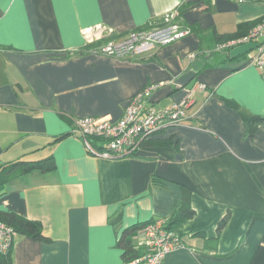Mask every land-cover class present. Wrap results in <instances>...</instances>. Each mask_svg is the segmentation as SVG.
I'll list each match as a JSON object with an SVG mask.
<instances>
[{
    "label": "crops",
    "instance_id": "obj_1",
    "mask_svg": "<svg viewBox=\"0 0 264 264\" xmlns=\"http://www.w3.org/2000/svg\"><path fill=\"white\" fill-rule=\"evenodd\" d=\"M173 12L191 32L150 53L87 50L88 27L108 25L121 39ZM263 18L253 0H0V165H55L3 184L0 213L38 221L44 239L16 231L0 264H144L125 258L121 233L167 220L184 196L193 215L172 229L184 246L161 264H264V123L250 136L240 114L264 117L263 70L250 63L258 47L222 64L205 58L217 50L213 31ZM145 90L158 109L190 97L184 119L135 155H91L76 119L117 121Z\"/></svg>",
    "mask_w": 264,
    "mask_h": 264
},
{
    "label": "built area",
    "instance_id": "obj_2",
    "mask_svg": "<svg viewBox=\"0 0 264 264\" xmlns=\"http://www.w3.org/2000/svg\"><path fill=\"white\" fill-rule=\"evenodd\" d=\"M263 1L264 0H253ZM162 25L131 31L121 39H114L115 29L105 24L88 27L83 30L87 44L103 41L95 52L118 58H131L150 53L160 45L171 43L191 30L175 20V13H166ZM264 36V18L240 38L217 43L218 50L232 49L250 41L257 42ZM263 70L264 77V41L259 43L258 52L250 62ZM148 90L136 94L126 106L123 116L117 121L103 120L87 116L76 119L74 133L85 141L88 152L101 158H118L135 155L138 147L154 133L171 125H178L186 116V109L192 99L186 97L180 102L164 108L147 105L145 94ZM91 138H98L94 145ZM16 231L0 220V255H8L13 247ZM141 247L144 255L137 262L161 264L168 253L184 246L181 236L167 228L165 218H157L145 224L140 230Z\"/></svg>",
    "mask_w": 264,
    "mask_h": 264
},
{
    "label": "trees",
    "instance_id": "obj_3",
    "mask_svg": "<svg viewBox=\"0 0 264 264\" xmlns=\"http://www.w3.org/2000/svg\"><path fill=\"white\" fill-rule=\"evenodd\" d=\"M178 17V16H177ZM178 19V18H176ZM175 19V20H176ZM162 19L152 22L151 24L147 25L146 29H150L151 27L162 25ZM177 21V20H176ZM261 21V20H260ZM260 21L256 23H242L239 26V29L230 34H218L215 31H213L214 38L212 39L214 41V44L221 43L230 39L240 38L243 35H245L249 29L254 27L256 24H258ZM197 32H202L200 28H196ZM103 41L100 42H94L90 43L88 45L87 50H97L98 45H100ZM228 50H211V54H209L208 57H205L206 59L209 58L211 60V63L218 62L220 64L227 62L230 60ZM86 51H79V54H83ZM242 56V55H241ZM239 56V57H241ZM232 59V58H231ZM229 105L232 107H237V105L234 102H231L227 100ZM239 109V107H237ZM240 114L243 117L246 126L247 131L250 136H253L257 127L264 123V117L259 115H251L249 113L244 112L243 110H240ZM99 139L97 138H91V142L94 143V145H99L98 142ZM54 160L53 158H46L43 160L35 161V162H27V161H17L15 163H11L9 165H0V190L3 187V184L7 181L10 175L13 177L16 175H21L27 172H31L33 170H51L54 168ZM193 215V211L190 210L187 198L184 196L183 199L176 205L174 208V212L170 218L167 219V228L172 230L175 229L176 226H178L181 222H183L185 219L191 217ZM230 214H227L218 224V233L221 232V230L226 225ZM0 220L7 223L11 227L14 228L15 231H17L19 234H25L33 237L34 239L42 240L44 239V236L42 234V226L41 223L35 220H30L24 217H21L19 215H16L14 213H0ZM147 222L133 225L131 227H128L125 229L119 238L118 244L121 248L124 250L125 258L128 260V262H131L133 260H137L138 258L142 257L144 255V249L140 246L137 247L135 244V238L139 234L140 230L145 226ZM11 253V252H10ZM10 253L8 255H5V259L9 260L11 255Z\"/></svg>",
    "mask_w": 264,
    "mask_h": 264
},
{
    "label": "water",
    "instance_id": "obj_4",
    "mask_svg": "<svg viewBox=\"0 0 264 264\" xmlns=\"http://www.w3.org/2000/svg\"><path fill=\"white\" fill-rule=\"evenodd\" d=\"M258 46H259V44L257 42L250 41V42L235 46L234 48H232L230 50L229 54L231 57H237V56L243 55V54L257 48ZM195 82L196 81H193L191 83V86H193L195 84Z\"/></svg>",
    "mask_w": 264,
    "mask_h": 264
},
{
    "label": "rangeland",
    "instance_id": "obj_5",
    "mask_svg": "<svg viewBox=\"0 0 264 264\" xmlns=\"http://www.w3.org/2000/svg\"><path fill=\"white\" fill-rule=\"evenodd\" d=\"M252 53V52H251Z\"/></svg>",
    "mask_w": 264,
    "mask_h": 264
}]
</instances>
